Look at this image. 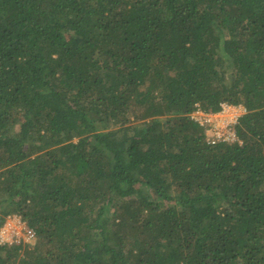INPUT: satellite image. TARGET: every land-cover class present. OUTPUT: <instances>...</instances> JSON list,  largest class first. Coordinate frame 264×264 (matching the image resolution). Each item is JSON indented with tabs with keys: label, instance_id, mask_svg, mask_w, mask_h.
Here are the masks:
<instances>
[{
	"label": "trees",
	"instance_id": "1",
	"mask_svg": "<svg viewBox=\"0 0 264 264\" xmlns=\"http://www.w3.org/2000/svg\"><path fill=\"white\" fill-rule=\"evenodd\" d=\"M13 215L0 264H264V0H0Z\"/></svg>",
	"mask_w": 264,
	"mask_h": 264
},
{
	"label": "built area",
	"instance_id": "2",
	"mask_svg": "<svg viewBox=\"0 0 264 264\" xmlns=\"http://www.w3.org/2000/svg\"><path fill=\"white\" fill-rule=\"evenodd\" d=\"M246 112L243 105L222 104V110L218 113L205 112L201 108H197L191 114V118L204 127L205 138L208 144H217L226 142L233 144L238 141L233 126L238 122L239 118ZM218 117L225 120V126L222 127L218 121ZM24 240L29 241L35 237V232L25 226Z\"/></svg>",
	"mask_w": 264,
	"mask_h": 264
},
{
	"label": "rangeland",
	"instance_id": "3",
	"mask_svg": "<svg viewBox=\"0 0 264 264\" xmlns=\"http://www.w3.org/2000/svg\"><path fill=\"white\" fill-rule=\"evenodd\" d=\"M218 121L221 126H225V120L218 117ZM26 224L22 221L21 217L18 215H13L9 217L5 223V225L0 230V240L4 243H14L22 241L30 246L35 244V237L30 239L29 241H25V228Z\"/></svg>",
	"mask_w": 264,
	"mask_h": 264
}]
</instances>
